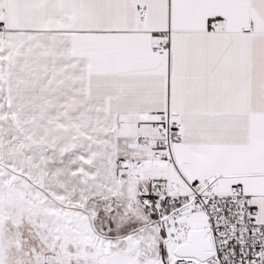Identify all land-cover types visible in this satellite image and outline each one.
Returning a JSON list of instances; mask_svg holds the SVG:
<instances>
[{"label":"snow or ice","instance_id":"6c2138e0","mask_svg":"<svg viewBox=\"0 0 264 264\" xmlns=\"http://www.w3.org/2000/svg\"><path fill=\"white\" fill-rule=\"evenodd\" d=\"M0 264H264V0H0Z\"/></svg>","mask_w":264,"mask_h":264}]
</instances>
